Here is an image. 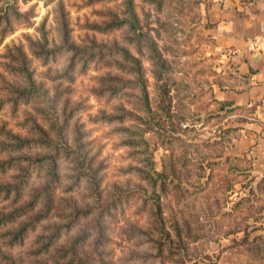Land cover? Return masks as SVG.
<instances>
[{
    "label": "rangeland",
    "instance_id": "1",
    "mask_svg": "<svg viewBox=\"0 0 264 264\" xmlns=\"http://www.w3.org/2000/svg\"><path fill=\"white\" fill-rule=\"evenodd\" d=\"M220 3L264 6V0H134L145 34L137 47L128 24L108 29L113 14L122 17L124 0H0V101L11 99L0 108V127L38 141L41 126L56 138L40 112L48 109L44 98L18 103L7 93L8 84L29 88L6 68L17 65L12 57L21 50L32 81L55 100L69 150L58 160L60 182L49 198L34 199L49 179L48 167L37 165L19 201L0 193V264H264V173L256 179L227 155L231 133L208 89V76L217 72L205 50V16ZM31 43L55 50L39 58ZM63 45L105 48L70 68L71 53L58 49ZM120 48L142 62L147 104L132 85L135 64ZM74 149L95 171L96 189L84 177L76 180ZM44 154L49 148L38 145L12 155ZM28 159L0 173V185L18 183ZM30 201L35 205L11 221L2 219ZM84 210L90 217L77 215ZM27 222L33 225L25 241L10 247L6 234ZM88 229L93 235L65 253Z\"/></svg>",
    "mask_w": 264,
    "mask_h": 264
},
{
    "label": "crops",
    "instance_id": "2",
    "mask_svg": "<svg viewBox=\"0 0 264 264\" xmlns=\"http://www.w3.org/2000/svg\"><path fill=\"white\" fill-rule=\"evenodd\" d=\"M206 54L217 73L208 76L211 103L220 105L230 131L227 155L248 165L252 176L264 173V6L213 4ZM215 78V81H212ZM213 100V102H212ZM212 106V104L210 105Z\"/></svg>",
    "mask_w": 264,
    "mask_h": 264
},
{
    "label": "trees",
    "instance_id": "3",
    "mask_svg": "<svg viewBox=\"0 0 264 264\" xmlns=\"http://www.w3.org/2000/svg\"><path fill=\"white\" fill-rule=\"evenodd\" d=\"M124 6L125 9L121 12L122 17L119 18V15L113 14L115 21H113L112 24L108 25V29L110 30L111 28H123L125 24H128L130 26V29L135 32L137 35L134 38V41L136 42V46L138 47L139 44L141 43V40H145V34H142L139 31L140 27V22L137 16V13L135 12L136 7H134V0H124ZM18 17L22 16V13H20L18 10H16L15 13ZM152 51L154 52V48L152 46V43H149ZM34 45V46H33ZM39 44H30L31 52L33 53L34 56L41 58L42 56H49L52 52H54L55 49L53 50H46L42 46L40 49L34 48L35 46L37 47ZM40 46V45H39ZM100 48V49H99ZM105 47H98V46H92L91 48L87 47H78L75 45H63V47L58 48L59 50H64L66 53H71V59L69 67H74L76 65V62L79 61V59L84 58L85 55H88L90 57V61L95 57V51L96 49L102 50ZM112 52V49L109 50ZM117 52L121 53L123 58L125 60H129L130 62L135 64V74L137 77V80L135 83H132L134 86H139V89L142 91V100L144 104H147V90L145 88V82L143 80V71H142V62H140L139 59L136 57L130 55L129 51L126 50L125 48H120L116 50ZM20 54L19 57H12L13 62H17V65H10L8 64L6 66L7 71L11 74L17 75L19 77H24L27 79V82H29V88L28 89H21L19 87H16L14 85L8 84V89L7 93L9 95H13L14 97L12 101L15 102H20L24 96L27 97V99L34 98L36 96H41L42 99L44 98V101H47L48 109H42L40 112H44V118L47 117L48 122L50 123L49 129L51 132L56 136V138H52L45 129H43L41 126H37L36 129H38V133L41 136V140L38 141H33L31 138H24L21 137L15 133H13L11 130H6L4 127H0V154L2 156L8 157L7 160H4V158H0V173H6L7 171L12 168V166L15 164V160H27L26 157H20L19 155L13 156L12 154H23L26 153L29 149H37V146L40 145L43 148L48 149L49 148V153L50 154H44L43 156L37 157L35 160L28 159L31 161L27 165L26 168L22 169V174L19 175L18 183L15 185H10V186H4L0 185V193L4 192L6 197H10V195L13 194L14 199L16 201L20 200L21 197V191L24 185L28 182L27 178L30 176V170L35 168V165L40 166V167H48V172L47 175L49 176L48 181L45 183V185L38 191L37 195L35 196V201L38 199V197L42 194H49L48 198L50 197V194H54L57 184L60 182V174L58 171V160L61 157V153L63 149L66 150V152H69V150L66 147V144L64 145L63 142L61 141L63 139V126L60 125L58 122L59 120L57 117L54 116V102L55 100L52 97H49L47 95V91L45 89L39 88L35 83L32 81V73L30 72L28 66L30 60L27 59L25 53L23 51L19 50ZM11 60V61H12ZM77 60V61H76ZM85 63H88V60H85ZM11 99H8L10 101ZM6 100L0 101V108L3 106V104L8 103ZM219 105V109H220ZM58 138V139H57ZM64 150V151H65ZM73 152L78 153V160L77 164L75 167V170L77 171V179L80 180L82 177L87 179L90 183H93V186H95V189L97 188V184L95 182V171H91V168L87 164V161L85 159L84 154L79 153V149L76 150L74 149ZM160 176L163 174H159ZM162 180V179H161ZM160 180V181H161ZM153 183H156V180H153ZM163 183V181H162ZM35 201H30L28 203H25V205H22L20 208L15 209L14 211L11 212V214L7 215L5 218L3 217L2 219L4 221H11V219H14L17 214L20 213L22 210L27 209V205L33 204L35 205ZM154 208L156 210V213L159 211V200L158 196H156V199L154 200ZM32 205V206H33ZM82 215L83 217H90L91 211L84 210V211H77V215ZM158 217V215H157ZM159 222L161 223L160 219ZM32 222H27L21 227H19L16 230H13L9 233L6 234V238L9 239L8 245L10 247L14 245H19L22 244L25 239L28 236V231L29 227L32 226ZM92 230H85L82 232L74 241V243L71 245L70 248H67L65 250V253H67L70 249L71 250H76V244L79 242H85L87 238H90L93 235ZM52 244V241H48L44 245V249H47L50 245ZM85 261L81 260L79 263L76 264H84ZM68 264H75L74 261L69 262Z\"/></svg>",
    "mask_w": 264,
    "mask_h": 264
}]
</instances>
